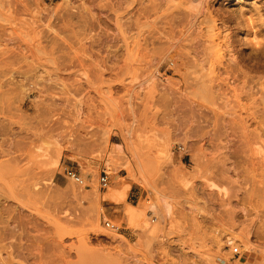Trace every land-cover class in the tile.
Returning <instances> with one entry per match:
<instances>
[{
	"label": "rangeland",
	"instance_id": "obj_1",
	"mask_svg": "<svg viewBox=\"0 0 264 264\" xmlns=\"http://www.w3.org/2000/svg\"><path fill=\"white\" fill-rule=\"evenodd\" d=\"M263 45L264 0H0V264H264Z\"/></svg>",
	"mask_w": 264,
	"mask_h": 264
},
{
	"label": "built area",
	"instance_id": "obj_2",
	"mask_svg": "<svg viewBox=\"0 0 264 264\" xmlns=\"http://www.w3.org/2000/svg\"><path fill=\"white\" fill-rule=\"evenodd\" d=\"M65 176L66 178L72 180L79 186L86 187L88 184L87 182L80 176L76 171L73 169H66L65 170ZM98 183L101 189H106L109 184V178L108 175L105 172H101L98 177ZM105 227L108 229H116V226L110 222H105ZM232 254L233 256L240 255V251L238 247L232 248Z\"/></svg>",
	"mask_w": 264,
	"mask_h": 264
},
{
	"label": "bare ground",
	"instance_id": "obj_3",
	"mask_svg": "<svg viewBox=\"0 0 264 264\" xmlns=\"http://www.w3.org/2000/svg\"><path fill=\"white\" fill-rule=\"evenodd\" d=\"M223 13V12H222ZM241 15V14H240ZM244 15V14H243ZM232 16V15H231ZM239 16V15H238ZM243 22V21H242ZM245 22V21H244ZM251 23V22H250ZM249 24V23H248ZM263 25V24H262ZM261 27V26H260ZM263 27V26H262ZM248 30V29H247ZM258 33H260V32H258ZM253 34H254V38L253 39H255L256 40V33L253 31ZM246 38V37H245ZM261 39V38H260ZM262 40V39H261ZM261 40H260V42H257V44H258V46H262V43H261ZM257 46V47H258ZM263 47H264V45H263ZM255 49V48H254ZM262 56H264V48L262 49V50H254V53L252 54V55H250L249 56V60L250 59H256V58H259V57H262ZM237 57H238V55H237ZM242 57V56H241ZM239 59V58H238ZM246 59V58H245ZM260 59V58H259ZM263 61V60H262ZM262 63V62H261ZM130 211V215H133L134 214V211H133V209H132V211L131 210H129ZM138 211H141V209L140 210H138ZM139 215H140V212H139ZM131 217V216H130ZM129 217V218H130ZM131 220H129V222H130ZM229 243H231L232 242V239L231 238H229L228 240H227ZM227 242V243H228Z\"/></svg>",
	"mask_w": 264,
	"mask_h": 264
},
{
	"label": "crops",
	"instance_id": "obj_4",
	"mask_svg": "<svg viewBox=\"0 0 264 264\" xmlns=\"http://www.w3.org/2000/svg\"><path fill=\"white\" fill-rule=\"evenodd\" d=\"M137 195H138V192H135L134 186H131L129 193H128V198H133L135 196L137 198ZM127 202H128V200H127ZM107 215L113 217V214L111 212H107Z\"/></svg>",
	"mask_w": 264,
	"mask_h": 264
}]
</instances>
